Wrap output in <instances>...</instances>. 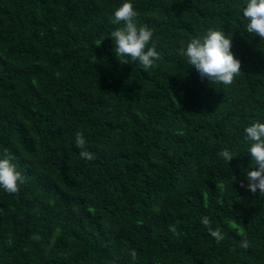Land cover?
Listing matches in <instances>:
<instances>
[{"label":"trees","instance_id":"1","mask_svg":"<svg viewBox=\"0 0 264 264\" xmlns=\"http://www.w3.org/2000/svg\"><path fill=\"white\" fill-rule=\"evenodd\" d=\"M124 2L153 30L161 58L147 71L114 51ZM244 7L0 0V158L7 150L26 177L18 194L0 189V264H264V194L247 191L243 131L264 123V40L246 31ZM208 29L241 61L232 85L178 55ZM77 131L94 160L80 157Z\"/></svg>","mask_w":264,"mask_h":264},{"label":"clouds","instance_id":"2","mask_svg":"<svg viewBox=\"0 0 264 264\" xmlns=\"http://www.w3.org/2000/svg\"><path fill=\"white\" fill-rule=\"evenodd\" d=\"M138 15L132 3H122L114 11L111 20L112 24L122 26L110 33V39L112 43L114 42V51L119 57L120 64H129V61L138 62L140 67L147 71L161 56L152 41L153 30L147 26H138ZM242 15L248 21L246 31L264 40V0H246ZM183 45L184 42L181 41L178 55L186 58L187 63L199 73L201 79H207L212 84L222 83L229 86L234 83L235 77L242 74L241 61L231 52V39L221 30L208 29L205 35L192 38L186 48ZM243 131L245 140L250 142L248 156L255 165V170L247 172L246 188L253 194L257 191L264 194V123L254 122ZM75 144L81 150L79 155L82 159L88 161L95 159L94 155L86 150L87 141L83 132L75 133ZM218 155L227 163L236 156L227 149ZM13 159L14 157L7 150L4 152V157L0 158V189L8 194H18L20 185L26 180V177L16 170ZM240 186L245 187L243 183ZM201 223L217 243L225 239L219 228L213 229L209 217H202ZM240 247L248 248V241H241ZM129 255L135 261L138 253L131 250Z\"/></svg>","mask_w":264,"mask_h":264}]
</instances>
